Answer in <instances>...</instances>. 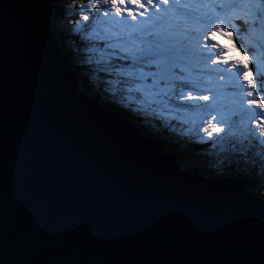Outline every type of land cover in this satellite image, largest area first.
<instances>
[{
  "label": "water",
  "instance_id": "water-1",
  "mask_svg": "<svg viewBox=\"0 0 264 264\" xmlns=\"http://www.w3.org/2000/svg\"><path fill=\"white\" fill-rule=\"evenodd\" d=\"M0 0V264H232L264 257V198L188 174L86 99L50 31Z\"/></svg>",
  "mask_w": 264,
  "mask_h": 264
},
{
  "label": "snow or ice",
  "instance_id": "snow-or-ice-1",
  "mask_svg": "<svg viewBox=\"0 0 264 264\" xmlns=\"http://www.w3.org/2000/svg\"><path fill=\"white\" fill-rule=\"evenodd\" d=\"M27 7L32 24L43 27L51 15L48 0ZM66 17L76 21L74 62L95 74L132 114L192 120L195 142L219 147L226 159L238 161L241 175L264 186V102H258L264 97V0H87ZM218 37L233 43L249 63L232 60ZM214 75L234 82L243 76L249 108L243 106V85L238 113L216 103L220 90L207 83ZM232 264H264V257L257 260L248 251Z\"/></svg>",
  "mask_w": 264,
  "mask_h": 264
},
{
  "label": "rangeland",
  "instance_id": "rangeland-1",
  "mask_svg": "<svg viewBox=\"0 0 264 264\" xmlns=\"http://www.w3.org/2000/svg\"><path fill=\"white\" fill-rule=\"evenodd\" d=\"M77 3H78V5H77ZM86 4H87V0H73V2L71 4L65 3V5L66 6L69 5L70 8L66 7L65 5L63 6V8L65 10H69V9H71V7H73V8L81 7L82 8V7H85ZM70 5H73V6H70ZM79 15L83 16L84 13H80ZM75 23H76V21H75ZM62 29L64 30V28H62ZM68 34L70 35V32ZM217 39L220 43H223L225 45V47L228 49L227 55L232 60H239L244 64L249 63L248 56L247 55L242 56L240 54V52L237 51L236 47L233 46V43L225 40L223 37H218ZM253 63H254V59H253ZM210 67L222 68L224 66L212 64V65H210ZM228 67H229V70H232V69H234L235 65L229 64ZM239 81H242V85L244 84L243 86L246 89L245 95L243 97V100L245 101L243 106L245 108H249L247 101L249 99H252V98L248 97L246 95V91L249 90L247 87V82L243 79V76L240 77ZM87 82H88V85L91 87L90 89L92 90L93 94H97V91H99L100 94L106 95V97L108 99V101H107L108 103H110L112 105H116V103H117V104H119L120 108L125 109L124 108L125 107L124 102L121 101L118 97L113 96L110 92V89L106 85H104L102 83V81L95 74H94V77L92 76V74H88L87 75ZM207 83H208V86L213 87L214 89L219 88V90H220V95L217 97L216 103H218L220 106H222V108L225 109L226 111L238 113L239 102H240L241 97L239 94V88H238L239 86L238 87L236 86L237 82H234L231 79L217 80L215 78V75H214L212 77L211 81L207 82ZM258 102H264V98L260 97V100ZM132 105H133L132 107H135L134 104H132ZM120 108H119V110H122ZM111 109L116 110V107H112ZM128 110H130V109H128ZM251 110L255 111L259 114L258 109L253 108ZM234 118L238 120L239 115L234 116ZM139 120L142 121V124L144 125V127L147 128V130L145 131L144 134L148 133L151 136H153L156 133V135H160L161 138L166 136V138H169V139L170 138L176 139V135L177 136L179 135V136H183L185 138L188 137L189 143H191L195 139V133H194L195 124L193 123L192 120L185 119L182 116H178L175 119H173L171 117L170 118L167 117V119L161 118L160 120H156V119H153L152 116H150V115L141 114L139 117L137 116L136 121H139ZM258 122L259 121L254 122L253 126H255V123H258ZM197 123H198V121H197ZM185 124H187L188 127L187 126L185 127L184 126ZM187 129H189V130H187ZM173 133L175 135H173ZM191 134H193V135H191ZM199 134L200 135L203 134V136H206V134L203 132V130H201ZM176 141L179 142L180 138H179V140H174L173 143H176ZM189 143L187 142L186 149H182V151H181V153L184 154L185 159L186 158L188 159V160H185L186 166L191 167V168H194V167L195 168L202 167L203 169L208 168V169H213L215 171L219 170V168H222V167H224V168L229 167L228 169L233 170V171H228L226 173H223V176H231V174L233 172H235V173H233L232 175L237 176L236 173H239L237 170V167H236L238 162L236 160L226 159L224 157V154L221 153L219 147L213 149L210 146V144L195 143V145L199 144V146L204 147L206 150L203 152H196L195 150H193V153L189 154L188 151H189V149H191V145ZM177 149H178V151L180 150V148H177ZM183 167H185V166H183ZM240 176H242V175L240 174ZM213 177H215V176H213ZM249 183L251 184L250 188H253V190H255V191L256 190H259V191L264 190V186H262V183L259 180H251V182H249ZM262 193H264V192H262Z\"/></svg>",
  "mask_w": 264,
  "mask_h": 264
},
{
  "label": "clouds",
  "instance_id": "clouds-1",
  "mask_svg": "<svg viewBox=\"0 0 264 264\" xmlns=\"http://www.w3.org/2000/svg\"><path fill=\"white\" fill-rule=\"evenodd\" d=\"M54 2H55V6L53 9L52 15L50 17V31L54 35L55 40L58 42V44L60 46L63 58H65L67 60L68 64L71 66V68L74 71V80H75V83H76L78 90L86 99L93 101L95 103H98L100 106L104 107L107 111H109V112L117 115L118 117H120L122 120H124L130 126H132L135 130L138 129L139 131L138 130L137 131L140 133L141 129L143 130V129H145V127L142 124V121H140V120L136 121L137 116L132 114V112L130 110H128V108L124 107L125 109H122L119 107V104H117V103H116V105H112V104L108 103L107 102L108 99H107L106 95L100 94L99 91H97V94H93L92 90L90 89L91 88L90 86H89L90 88L88 90L89 92H86V86H84L85 84L83 82L84 81L87 82V75L92 74V73L88 72L84 67H82V66H80L74 62V55H75L76 51L78 50V40L74 39L77 37L71 31L72 28H69L68 25L74 27L75 21L71 18L66 17V12H71L73 7H71V9H69V10H65L63 8V6L65 5L64 0H54ZM77 5H78V3H77ZM70 6H73V5H70ZM66 7L70 8L69 5ZM57 10L62 11V16L53 22L54 25L52 27L53 14ZM62 28H64V30ZM55 29L60 30V31H64L67 34L70 32V35H68V38H66L64 41V45L61 43L59 35L57 33H55ZM62 45H63V47L65 46L66 48H68L70 50L72 49L74 51V53L71 56L67 57L63 52ZM92 76L94 77V74H92ZM87 85H88V82H87ZM99 95L102 96L101 102L97 101L95 99ZM112 107H116V110L111 109ZM119 108L122 110H119ZM144 133L145 132H141L140 134H142L143 136H146L149 139L154 140L155 142L167 143L165 141V137H162V138L160 137V139L155 138L156 133L153 136L149 135L148 133L147 134H144ZM156 136H158V135H156ZM168 141H169V139H168ZM180 144H181V142H180ZM173 145L175 146V150H176V152H178V155H179V151L177 148H180L179 147L180 145L177 146L176 143H173ZM163 153H166V152L163 151ZM166 154H168V153H166ZM169 155L174 156L176 158V161H177L178 155H176V156L173 154H169ZM250 186H251V184L249 183V189L251 191H253V188H250Z\"/></svg>",
  "mask_w": 264,
  "mask_h": 264
},
{
  "label": "trees",
  "instance_id": "trees-1",
  "mask_svg": "<svg viewBox=\"0 0 264 264\" xmlns=\"http://www.w3.org/2000/svg\"><path fill=\"white\" fill-rule=\"evenodd\" d=\"M62 16V11L60 10H57V11H55L54 12V14H53V19H52V27H53V22L54 21H56V19H58V18H60ZM54 29V28H53ZM55 33H57L58 35H59V38H60V41H61V43L64 45V41H65V39L66 38H68V35L66 34V32H64V31H60V30H57V29H55ZM75 40H78L77 38H74ZM63 45H62V48H63V52H64V54L67 56V57H69V56H71L73 53H74V51L71 49H68V48H66L65 46L63 47ZM85 85L84 86H86V92H89L88 90H89V85H87V82L86 81H84L83 82ZM264 98V97H263ZM97 101H100L101 102V99H102V96H97L96 98H95ZM155 138H157V139H160V136L158 135V136H156L155 135ZM166 140V139H165ZM166 142L167 143H165V145H166V149H167V152H169V153H171V154H173V155H178V152H176V150H175V146L173 145V142H174V140L172 139V138H170L169 139V141H167L166 140ZM180 142L181 141H179V142H177L176 141V144H177V146H179L180 145ZM186 147L187 146H184V144L183 143H181V145H180V150H179V155L177 156V157H180V158H178L177 159V162H178V164H182L183 162H184V160H185V156H184V154H182L181 153V151H182V149H186ZM193 150H195L196 152H203V151H205L206 149L204 148V147H200L199 145H195L194 147H193ZM229 167H222V168H219V170H217L218 172H220V173H226V172H228V171H233V170H231V169H228ZM188 169H191V170H193L195 173H199V174H203V175H208V176H218V174H217V171L215 172V170H213V169H208V168H202V167H200V168H188ZM222 171V172H221ZM233 173H235V172H233ZM232 173V174H233ZM237 174V176H240V173H236ZM221 176V175H220ZM242 178H244V179H246L243 175L241 176ZM254 192H256V194H258L259 193V190H253ZM260 194H261V192H260Z\"/></svg>",
  "mask_w": 264,
  "mask_h": 264
},
{
  "label": "bare ground",
  "instance_id": "bare-ground-1",
  "mask_svg": "<svg viewBox=\"0 0 264 264\" xmlns=\"http://www.w3.org/2000/svg\"><path fill=\"white\" fill-rule=\"evenodd\" d=\"M223 68V67H222ZM221 68V69H222ZM240 85H242V81H238L237 82V84H236V86L238 87V86H240ZM244 85V84H243ZM235 86V87H236ZM239 88V87H238ZM238 90V89H237ZM246 90V89H245ZM237 95V94H236ZM170 118V117H169ZM163 119V118H162ZM167 119V118H166ZM174 123V122H173ZM165 126V125H164ZM176 126V125H175ZM185 127L187 126L188 127V125L187 124H185L184 125ZM138 130V129H137ZM187 130H189V129H187ZM139 131V130H138ZM191 135H193V134H191ZM203 135V134H202ZM201 135V136H202ZM205 135V134H204ZM179 138H180V141H181V143L183 142V144H184V146H187V142H188V139L187 138H183V136H177L176 135V139H174L173 138V140H179ZM157 143V142H156ZM196 145H199V144H196ZM189 146V145H188ZM178 158H180V157H177V159ZM185 160H188L187 158L185 159ZM185 160H184V162L181 164H178V162L176 161V165L178 166V168L181 170V171H183L184 173H188V174H197V176H203V177H206V175H203V174H199V173H195L193 170H191V169H188V168H191V167H188V166H186L185 165ZM197 160V159H196ZM238 162V161H237ZM189 165V164H188ZM183 166H185V167H183ZM183 168V169H182ZM216 172V171H215ZM222 172V171H221ZM211 178H221V176H215V177H213V176H210ZM223 178H225V179H239V180H244V181H247V182H251V180L250 179H244V178H242L241 176H233L232 174H231V176H223ZM260 192L262 193V192H264V190H261V191H259V193L258 194H260ZM257 194V195H258Z\"/></svg>",
  "mask_w": 264,
  "mask_h": 264
}]
</instances>
